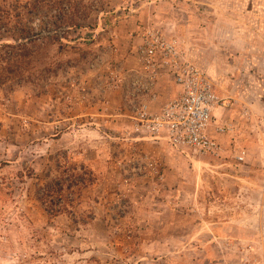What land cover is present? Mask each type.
Returning <instances> with one entry per match:
<instances>
[{
    "label": "rangeland",
    "instance_id": "374dc122",
    "mask_svg": "<svg viewBox=\"0 0 264 264\" xmlns=\"http://www.w3.org/2000/svg\"><path fill=\"white\" fill-rule=\"evenodd\" d=\"M154 32L220 96V155L128 134L102 87ZM0 264H264V0H0Z\"/></svg>",
    "mask_w": 264,
    "mask_h": 264
},
{
    "label": "built area",
    "instance_id": "2783aa9c",
    "mask_svg": "<svg viewBox=\"0 0 264 264\" xmlns=\"http://www.w3.org/2000/svg\"><path fill=\"white\" fill-rule=\"evenodd\" d=\"M137 58L140 68L136 74L113 72L102 83L104 90L123 94L133 121L128 134L137 135L139 140H164L175 148L204 155H220L218 135L230 130V126H216L215 117L222 100L204 72L184 56L178 40L167 38L161 32L151 33L137 51ZM161 69L167 74L172 72L179 93L160 113L152 114L144 98L149 97L151 101L157 98ZM244 154L241 152L236 160L244 161ZM148 166L154 167L152 162ZM138 171L142 173L143 168Z\"/></svg>",
    "mask_w": 264,
    "mask_h": 264
},
{
    "label": "crops",
    "instance_id": "0c3cea01",
    "mask_svg": "<svg viewBox=\"0 0 264 264\" xmlns=\"http://www.w3.org/2000/svg\"><path fill=\"white\" fill-rule=\"evenodd\" d=\"M172 82L173 83H170L171 86H172L171 87L172 88V94H171V97L172 98L171 99L175 98L178 95V93H179V88L176 86V84L174 83V81H172ZM159 89H160V86H158V88H157V93H158V97H159L158 100H157L158 102L157 101L156 102H153L151 104V106H150V111H151L152 114H158V113H160L162 111L164 105L168 101L171 100V99L167 100V98L165 99V97L163 98V95L164 94H162ZM119 97H120L119 100H120V104H121V111L123 112L122 115H120V116L123 117V118H125V119H128L130 121V122H128L129 126H132L133 122H131L132 121V119H131V113L129 112L128 108L126 107V103H125V100L123 98V95L120 94L118 96V98ZM144 100L145 101H149L150 99H149V97H145ZM142 140H144V139H142ZM147 140L155 141V140H153L151 138H149Z\"/></svg>",
    "mask_w": 264,
    "mask_h": 264
},
{
    "label": "trees",
    "instance_id": "16d2710c",
    "mask_svg": "<svg viewBox=\"0 0 264 264\" xmlns=\"http://www.w3.org/2000/svg\"><path fill=\"white\" fill-rule=\"evenodd\" d=\"M30 56L32 55V52L29 54ZM11 58H14V56L12 57V55H11ZM10 60V59H9ZM55 183V182H54ZM53 183V184H54ZM58 185H60V183L58 184ZM55 190L51 187V185H47V189L45 190V193H44V196H47V197H50V195H49V193H52V192H54ZM56 192H58L57 190H56ZM60 211V210H59ZM54 213H58V211H56V212H54Z\"/></svg>",
    "mask_w": 264,
    "mask_h": 264
}]
</instances>
